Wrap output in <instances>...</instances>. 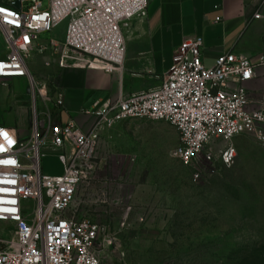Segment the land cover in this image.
<instances>
[{"label":"built area","instance_id":"obj_1","mask_svg":"<svg viewBox=\"0 0 264 264\" xmlns=\"http://www.w3.org/2000/svg\"><path fill=\"white\" fill-rule=\"evenodd\" d=\"M13 1L0 0V38L7 49L0 58V78L27 79L31 126L25 140L14 129L0 128L7 133V139L0 134V264H102L104 254L117 250L110 223L73 206L80 186L95 171L104 127L133 118L164 121L177 133L173 154L184 164L231 165L236 156L232 140L241 134L264 148V108H247L245 88L255 69L264 67V58L251 61L228 52L205 66L196 37L176 47L156 87L86 111L95 117L88 132L73 121L61 124L62 91L47 76L36 80L31 56H40L47 68L120 71L123 28L145 16L147 0H46L45 5L17 0L18 8ZM263 17L260 11L253 15ZM42 147L56 154L59 174L42 173ZM127 216L117 222L118 230Z\"/></svg>","mask_w":264,"mask_h":264},{"label":"rangeland","instance_id":"obj_2","mask_svg":"<svg viewBox=\"0 0 264 264\" xmlns=\"http://www.w3.org/2000/svg\"><path fill=\"white\" fill-rule=\"evenodd\" d=\"M177 142L172 126L142 118L100 132L95 171L73 206L115 230L117 250L104 254L101 263L264 261L263 146L249 135L235 136L233 163L211 166L182 163L173 154ZM41 151L42 173H60L56 154ZM125 212L127 224L118 230Z\"/></svg>","mask_w":264,"mask_h":264},{"label":"crops","instance_id":"obj_3","mask_svg":"<svg viewBox=\"0 0 264 264\" xmlns=\"http://www.w3.org/2000/svg\"><path fill=\"white\" fill-rule=\"evenodd\" d=\"M257 11L264 16V0H147L145 16L131 19L123 28L125 52L120 71L56 64L47 68L35 54L29 68L36 80L47 76V81L62 91L63 105L57 121H73L88 132L95 117L86 111L106 100L156 87L172 63L174 50L185 38L201 40L205 66L228 52L251 61L264 58V17L253 18ZM6 53L0 38V58ZM31 65L40 70L31 69ZM245 88L247 108H264V67L255 69ZM30 106L26 78H0V128L14 129L20 140L27 139Z\"/></svg>","mask_w":264,"mask_h":264},{"label":"water","instance_id":"obj_4","mask_svg":"<svg viewBox=\"0 0 264 264\" xmlns=\"http://www.w3.org/2000/svg\"><path fill=\"white\" fill-rule=\"evenodd\" d=\"M12 5L15 7V8H18L19 7V2L16 0V1H13L12 2Z\"/></svg>","mask_w":264,"mask_h":264},{"label":"snow or ice","instance_id":"obj_5","mask_svg":"<svg viewBox=\"0 0 264 264\" xmlns=\"http://www.w3.org/2000/svg\"><path fill=\"white\" fill-rule=\"evenodd\" d=\"M0 11H2V10H0ZM0 134H2L5 137V139H7V133H0ZM9 142L11 143V141H9Z\"/></svg>","mask_w":264,"mask_h":264},{"label":"trees","instance_id":"obj_6","mask_svg":"<svg viewBox=\"0 0 264 264\" xmlns=\"http://www.w3.org/2000/svg\"><path fill=\"white\" fill-rule=\"evenodd\" d=\"M264 257V256H263ZM253 264H264V261H260V263H253Z\"/></svg>","mask_w":264,"mask_h":264}]
</instances>
